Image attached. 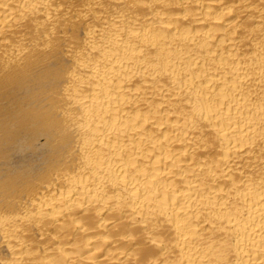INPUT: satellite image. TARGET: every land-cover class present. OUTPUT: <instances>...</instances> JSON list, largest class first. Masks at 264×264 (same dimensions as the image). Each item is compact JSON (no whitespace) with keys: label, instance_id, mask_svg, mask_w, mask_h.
<instances>
[{"label":"bare ground","instance_id":"bare-ground-1","mask_svg":"<svg viewBox=\"0 0 264 264\" xmlns=\"http://www.w3.org/2000/svg\"><path fill=\"white\" fill-rule=\"evenodd\" d=\"M0 264H264V0H0Z\"/></svg>","mask_w":264,"mask_h":264}]
</instances>
